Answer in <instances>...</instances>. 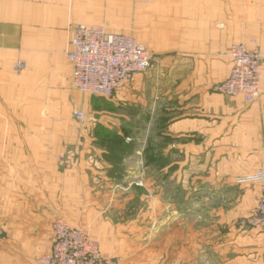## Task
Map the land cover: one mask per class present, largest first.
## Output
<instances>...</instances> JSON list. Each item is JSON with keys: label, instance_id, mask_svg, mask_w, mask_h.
<instances>
[{"label": "crops", "instance_id": "crops-1", "mask_svg": "<svg viewBox=\"0 0 264 264\" xmlns=\"http://www.w3.org/2000/svg\"><path fill=\"white\" fill-rule=\"evenodd\" d=\"M75 25L131 35L156 62L110 99L83 95L67 58ZM237 43L263 58L253 102L213 91ZM123 131L133 149L111 164L104 132ZM260 170L264 0H0V264H36L51 249L54 215L86 232L80 221L93 213L125 235L186 225L193 255L171 264H264V236L239 225L260 187L236 183ZM131 202L139 211L128 214Z\"/></svg>", "mask_w": 264, "mask_h": 264}, {"label": "built area", "instance_id": "built-area-1", "mask_svg": "<svg viewBox=\"0 0 264 264\" xmlns=\"http://www.w3.org/2000/svg\"><path fill=\"white\" fill-rule=\"evenodd\" d=\"M228 56L231 59L229 75L213 91L227 97H240L245 102L255 101L259 96L260 64L263 60L260 51L237 43L231 45ZM67 58L72 66L74 89L83 95L102 99L112 98L125 83L147 71L156 62L146 47L133 36L107 33L101 26L84 25L73 26ZM24 67L22 62H17L13 69L19 73ZM73 114L78 122L84 121L82 111L75 110ZM236 183L260 187L257 206L240 222V227L256 230L264 236V170L237 178ZM51 230V249L36 256V264H119L117 259L103 256L99 245L88 234L73 228L62 218L56 217L52 221ZM5 240L0 226V248Z\"/></svg>", "mask_w": 264, "mask_h": 264}, {"label": "rangeland", "instance_id": "rangeland-1", "mask_svg": "<svg viewBox=\"0 0 264 264\" xmlns=\"http://www.w3.org/2000/svg\"><path fill=\"white\" fill-rule=\"evenodd\" d=\"M150 133L151 134L149 135L151 136V138L149 137V139H154L155 131L150 130ZM137 136L139 137V134ZM159 142L161 143V141ZM139 206H140L139 202H131L130 204L127 205V213L133 214L139 209ZM201 206L202 205H200L199 207L198 205L197 208L198 207L201 208ZM196 213H197L195 214L196 227L198 226L201 227V223L199 222L202 219V215H200L201 213L199 214L198 212ZM94 214L95 213H93L92 217L86 216L84 217V219H81L80 228H83L86 231L85 233L88 234V236L92 240L95 239L96 241H98L99 245L101 246L102 249L104 248L105 252L115 256L113 258L117 259L119 261V264H171L173 257L175 258V253L179 257H184L185 259L187 258V255L189 253L193 255L191 251L190 252L186 251V244L188 238L191 237L186 233L188 231L186 225L184 226L185 228L182 229L185 231L184 234H180V232H176L175 230L174 231L168 230L167 232L165 231L163 235L156 234L154 231L151 233L148 232L146 234L135 233L132 235L130 234L125 235L122 231L110 233L111 231L108 229V226H104L105 225L104 218H103V223L98 225L96 219L97 216L100 217V215L97 214L94 215ZM107 215L108 213H105V215H102V217L104 216L106 217ZM56 217L62 218L60 215H54L53 220ZM62 219L68 223V221L65 218ZM92 219H94V221ZM197 240H199L198 236L196 241ZM175 244H179L180 251L177 252L171 251V248ZM191 244L192 242H190V245ZM39 254L41 253H38L37 256ZM201 255L202 252L196 251L194 257H196L197 260H199Z\"/></svg>", "mask_w": 264, "mask_h": 264}, {"label": "trees", "instance_id": "trees-1", "mask_svg": "<svg viewBox=\"0 0 264 264\" xmlns=\"http://www.w3.org/2000/svg\"><path fill=\"white\" fill-rule=\"evenodd\" d=\"M123 136L119 137L116 133L112 134L111 132H104L107 137L105 141L102 142V146L107 149V154H104V158L109 161L111 164H116L120 162L125 154L130 153L133 149L131 142H126V136L128 133L123 131ZM168 159L162 158L161 164H167Z\"/></svg>", "mask_w": 264, "mask_h": 264}]
</instances>
